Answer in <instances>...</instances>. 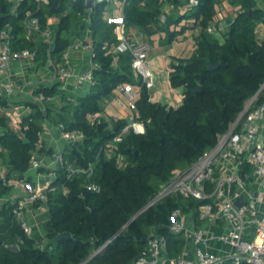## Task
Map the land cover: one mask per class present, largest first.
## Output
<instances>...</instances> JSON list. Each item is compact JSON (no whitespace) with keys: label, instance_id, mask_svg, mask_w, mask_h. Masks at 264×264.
<instances>
[{"label":"trees","instance_id":"trees-1","mask_svg":"<svg viewBox=\"0 0 264 264\" xmlns=\"http://www.w3.org/2000/svg\"><path fill=\"white\" fill-rule=\"evenodd\" d=\"M93 1L88 25L79 16L86 12V0H50L37 14L44 27L48 17L55 16L51 13L53 6L59 9L56 15L61 16L57 29L60 47L71 42L73 37L65 38V35L72 29L78 28L76 36L79 37L88 26L95 61L100 65L94 72L95 83L90 92L62 107L46 104L45 111L31 104L32 121L24 136L8 129L6 119L0 116V126L6 129L0 135V160L7 166L8 179L22 178L30 169L32 151L40 143L46 121L57 128L63 125L64 131L83 133L84 140L68 146L64 159L73 166L85 168L91 163L93 173L68 178L65 169L57 171L46 203L49 217L44 229L48 242L43 249L16 222L11 212L13 206L4 205L0 210V264H135L152 233L165 239L170 256L181 254L185 241L183 236L170 231L172 212L182 207L196 217L198 208L210 200L198 202L171 196L138 213L174 173L191 166L216 145L218 136L237 119L246 101L264 82V40L257 37V28L264 24V0H229L239 9L221 36L209 30L219 22L220 0H197L182 15L179 8L187 7L191 0H128L124 9L127 30L137 26L149 37L165 33L171 43L187 30L185 26L179 31L171 30L172 26L193 20L199 33L192 55L171 62V86L183 90V103L169 107L151 102L148 89L142 86L137 107L146 132L143 135L126 133L117 144L114 157L109 159L108 145L126 122L117 121L110 128L105 119L91 121L89 117L103 112L101 99L115 92L119 84L141 82L131 74L128 53L121 54L115 66L112 57L102 50L104 44L116 42V25L105 20L111 11L107 0ZM170 4L176 6L177 12L175 16L167 15V21L162 22L163 7ZM10 9L9 0H0V30L7 24L12 25L16 46L31 48L33 44L26 41L20 14L34 10V0H25L19 15H12ZM39 45L37 66L44 65L40 59L45 55V47ZM217 62L218 69L209 71L208 66ZM198 84L202 90L193 94ZM58 91L57 86H43L38 93L56 95ZM0 105H6L1 98ZM120 156L125 158L123 167L117 162ZM243 172L249 174L250 167L244 165ZM90 183L98 184L100 192L87 191ZM9 189L0 184V197ZM66 233L71 237L55 241L57 236ZM8 245H18L20 251L13 252Z\"/></svg>","mask_w":264,"mask_h":264},{"label":"built area","instance_id":"built-area-1","mask_svg":"<svg viewBox=\"0 0 264 264\" xmlns=\"http://www.w3.org/2000/svg\"><path fill=\"white\" fill-rule=\"evenodd\" d=\"M24 1L9 0L10 13L19 15V8ZM34 2V10L22 13L26 41L33 44L31 48L16 46L12 25L7 24L0 30V98L6 102V105H0V116L6 119L8 129L21 136H24L29 128L33 108L29 105L16 106L12 102L16 94L33 96V103L39 105L43 111L46 104L61 103V98L65 99V103L75 101L72 94L63 98L60 92L56 95L38 93L43 87L38 79L35 80L36 76H39L37 72V61L41 51L39 44L45 47L44 67L51 73L49 76L51 88L57 86L59 90H64L63 84L69 81H73L77 88L92 87L95 83L94 72L100 68L95 61L94 44L88 26L83 28L81 36L67 46L60 47L57 45L59 22L54 17H48L43 27L37 15L43 7L50 4V0ZM127 2L128 0H107L108 9H118L119 13L106 14L107 23L116 25V42L104 44L102 50L107 56L112 57L115 66L120 55L128 53L131 56L132 70L141 84L138 90L133 84H119L115 90L124 94L127 100L124 108L128 109L130 114L126 125L108 145L109 159L114 157L117 144L126 133L132 131L138 135L145 134L146 127L140 120L137 101L142 86L148 90L152 89L157 78L149 62L150 45L132 40L127 35L124 15ZM197 3V0H191L184 9L187 12ZM92 10L86 9L85 13H79L86 25L91 21ZM168 14L169 10L166 7L161 15L162 22L166 21ZM209 30L217 32L218 35L223 32L222 28L214 25ZM58 47L62 50L57 53L55 49ZM79 51L89 54L88 70L75 69V66L71 65L72 53ZM15 64L19 65L18 71L12 70ZM89 118L91 121L100 120L98 114ZM57 129L60 138L69 145L84 140L82 132L64 131L63 125ZM5 130L0 126V135ZM117 162L120 167L126 165L124 156L118 157ZM244 165L250 167V173H245V176L242 175ZM61 168L65 169L68 178L74 174L90 176L93 173V164L90 163L87 168L73 166L65 161L63 151L56 152L52 160L47 161L45 157L38 155L36 149L32 151L29 170H36L41 176L40 179L32 180L27 172L22 178L8 179L7 166L0 160V184L10 187L14 181L20 189V194L7 203L13 206L11 212L16 222L31 237L36 226L31 222L30 212L37 205H46L50 184ZM248 177H252L253 181L250 182ZM252 184L257 186H250ZM86 190L100 192L101 189L98 184L90 183ZM171 196H183L198 202L210 201L198 208L196 217L193 212L187 213L182 207L172 212L170 231L185 239L181 254L170 256L165 239L152 233L135 264H264V82L258 92L246 101L237 119L218 136L216 145L191 166L174 173L138 214ZM238 200L242 201L241 206L236 204ZM198 222H204L207 226L199 227ZM39 247L43 249L44 245Z\"/></svg>","mask_w":264,"mask_h":264},{"label":"crops","instance_id":"crops-1","mask_svg":"<svg viewBox=\"0 0 264 264\" xmlns=\"http://www.w3.org/2000/svg\"><path fill=\"white\" fill-rule=\"evenodd\" d=\"M221 3L218 6V17L220 16L219 22L217 23V25H214L217 28H222L224 31L227 26L234 20L236 13L233 15L232 17H228V12L227 14L225 13L224 15L221 13L222 10H228L229 7H231V9L235 10V12L238 11L239 8H235L233 7L229 0H220ZM168 8L169 10V14L168 16H175L177 10H176V6L173 4L170 5H166L163 7V9ZM237 10V11H236ZM115 14L117 15L119 13L118 9L113 8L111 11H109L107 14ZM180 13V11H179ZM181 15L183 13H180ZM167 16V17H168ZM54 19L57 22H60V19L57 18L56 16H54ZM167 21V19H166ZM165 21V22H166ZM194 22L193 20H189ZM186 22V20H185ZM185 22L182 21L181 24L179 26H185L187 28V30H185L184 34H179L178 36H180V38H178V36H176V38H174L173 42H168V38L166 37L165 33H159L156 34L154 36L149 37L148 35H146L145 33H142L140 31V39H137L135 37H133L131 35V29L128 30V37L132 40H135L137 42H144L147 43L148 40H152L155 43V48L156 50L162 51L163 49H166V52H161L159 55H156L154 58H150L149 55V62H150V66L151 68L155 71L156 75L159 76L158 74H166L167 76V84L169 85V89H167V91H163L160 90L158 87H153L155 88L154 91H152L151 89L148 90L149 91V96H150V101L151 102H157V103H161V104H166L169 107H178L183 103V90L180 88H173L171 86V82H170V72H171V62L173 59H186L189 58L192 53L194 52L196 46L193 48V46L195 45V38L196 36H198L199 33V29L196 26L195 30H190L189 27L187 25H185ZM195 23V22H194ZM59 25V23H58ZM262 25V24H261ZM179 26H172L171 30H175V31H179L180 27ZM194 26V25H193ZM260 26V25H259ZM197 32V33H196ZM194 34V35H192ZM189 37L191 39H189ZM65 38H70L69 36H67V34L65 35ZM76 37H73L72 40L76 39ZM178 38V39H177ZM71 39V38H70ZM71 40V41H72ZM68 45V44H67ZM66 45V46H67ZM64 47V46H62ZM188 52H191V55L186 56ZM57 61H59L58 57L56 56ZM41 62H44V59H40ZM88 61H89V54L86 52H74L72 53L71 56V65L75 66V69H83V70H88ZM39 60L37 61L38 64ZM45 63V62H44ZM44 65L41 66H37V72L39 74V76H36V79L39 84H41L42 86L45 87H50L51 83L49 81V76H50V72H47V68L44 67ZM13 71H18L19 70V65L15 64L12 67ZM158 72V74H157ZM49 74V75H48ZM64 90H59L58 93H61V96L64 98L66 97V95H70L72 94L74 99H78L82 96H85L86 94H88L91 90V87H82V88H77L75 86V83L73 81H69L65 84H63ZM135 88L138 90L140 88L139 84H135ZM82 91V94L81 92ZM34 95L37 96V94L34 93ZM112 97V101L109 102L108 106L106 107L105 110H103L102 113L98 114L99 118H103L104 117H108L109 119H113L115 120L114 122L117 121H121L124 120L127 123V117L130 114V111L128 109L124 108V103H126V98L124 96V94L119 93L118 91H115L111 94ZM141 97V93L139 95L140 99ZM12 102L16 105V106H20V107H26V106H31V104L33 103V96L25 94L24 96H21L19 94H16L13 99ZM62 103V102H61ZM60 103H57L56 105L58 106ZM32 107V106H31ZM110 112V115L108 114V112ZM109 115V116H108ZM106 121H108V119H105ZM109 122V121H108ZM49 125H46V124ZM60 135V132L58 131V129L56 127H54L52 124H50L49 121L45 122V129L44 132L41 134V139H40V143L37 147L38 150V155L41 157H45L47 159V161H51L53 158V155L58 152V151H63V153L65 152L66 148L68 146H70L68 143L66 145H63L60 140H62ZM58 138V139H56ZM41 173V172H40ZM44 172H42L43 174ZM27 175L32 179V180H39L40 179V175L38 172H36V170L31 169L29 171H27ZM20 194V189L18 188L17 184L12 181L11 185H10V189L7 191L6 194H4L2 197H0V210L3 208L4 205L7 204V202L11 201L12 199L16 198L17 195ZM31 222L34 224V226H36L34 228V235H32L41 245H46L48 242V238H44L42 240L37 239L36 235L40 234L43 235L39 228H40V224L44 225V222H46L44 220V217L48 216L49 217V211L46 205H37L35 206L31 212ZM47 217V219H48ZM207 225L203 222V223H199V227H206ZM45 230V229H44ZM184 239V237H182ZM185 241V239H184Z\"/></svg>","mask_w":264,"mask_h":264},{"label":"rangeland","instance_id":"rangeland-1","mask_svg":"<svg viewBox=\"0 0 264 264\" xmlns=\"http://www.w3.org/2000/svg\"><path fill=\"white\" fill-rule=\"evenodd\" d=\"M184 1H186V0H184ZM179 10H180V13H186V9H184V7H180L179 8ZM230 10V12H228V14H227V11H229ZM237 11V10H236ZM221 13L224 15L225 13L228 15V17H232V14L234 15L235 13H237V12H235V10H233V9H231V7H229L228 8V10H222L221 11ZM56 16V19L57 18H61V16L60 15H55ZM218 19H220V16L218 17ZM73 22L74 23H76V20L75 19H73ZM184 22H185V20H184ZM185 25H187L188 27H189V29L190 30H195L196 29V23H194V22H192V21H189V20H186V22H185ZM194 25V26H193ZM180 28L182 27V26H179ZM130 29H131V35L133 36V37H135V38H137V39H140L141 37H140V29L137 27V26H132V27H130ZM77 33H78V28H75V29H72L70 32H69V34H67V36H69V37H74V36H76L77 35ZM197 33V32H196ZM127 34H128V30H127ZM129 35V34H128ZM192 35H194V34H192ZM219 36H221V34L219 35ZM257 37H258V39L259 40H264V24H262V25H260L258 28H257ZM178 38H180V36H178ZM177 38V39H178ZM189 39H191L190 37H189ZM147 43L150 45V51H149V55H150V58H154L156 55H159L161 52H166V49H163L162 51H159V50H156V48H155V43L152 41V40H148L147 41ZM195 47V45L193 46V48ZM189 55H191V52H188L187 53V55L186 56H189ZM132 72H131V74H132V76L136 79V80H138V82L140 81L139 79H138V77H136V74L133 72V70H131ZM157 74H158V72H157ZM159 76H157V78H156V83H155V85H156V87L155 88H159L160 90H163V91H167V89H169V85L167 84V76H166V74H161V73H159L158 74ZM135 86V85H134ZM155 88H152L151 90L152 91H154V89ZM81 92V94H82V91H80ZM94 92L96 93L97 91L96 90H94ZM183 92V91H182ZM112 95H109V96H107V97H104V98H102L101 99V101H100V104H101V107H102V109L103 110H105L106 109V107L108 106V104H109V102H111L112 101ZM61 102L62 103H60L58 106L60 107H62V106H64L65 105V99H62L61 98ZM108 112V111H107ZM108 114L110 115V112H108ZM108 115V116H109ZM105 119H108V121H109V124H110V128H112L113 127V125H114V121L115 120H113V119H109L108 117H104ZM56 139H58V138H56ZM60 142L63 144V145H66L67 144V142L66 141H64V140H60ZM250 186H252V187H256L257 185H255V184H252V185H250ZM48 217V216H47ZM47 217L45 216L44 217V220L46 219L47 220ZM45 220V221H46ZM39 230H40V232L43 234V235H36V237H37V239H39V240H42V239H44V238H46L47 236H46V232H45V230H44V225H42V224H40V228H39ZM35 233V232H34ZM34 233H33V235H34Z\"/></svg>","mask_w":264,"mask_h":264},{"label":"water","instance_id":"water-1","mask_svg":"<svg viewBox=\"0 0 264 264\" xmlns=\"http://www.w3.org/2000/svg\"><path fill=\"white\" fill-rule=\"evenodd\" d=\"M93 7H94V1H93V0H86V9H87V10H90V9H93ZM58 11H59V9L56 8V5H54L53 8H52L51 13H52L53 15H56V14L58 13ZM20 17H22V14H20ZM61 50H62V49L58 47V48L55 49V52L58 53V52H60ZM219 65H220L219 62H217V63H215V64H211V65L208 66V70L211 71V72H212V71H215L216 69H218ZM203 81H204V78L202 79V82H203ZM201 90H202V86H201V84H198V85L194 88V90H193V94H197V93L201 92ZM115 131H117V129H116ZM78 144H79V143H76L75 145H78ZM129 152L131 153V150H130ZM242 175L245 176V173L243 172ZM248 180H249L250 182H252V181H253V178H252V177H248ZM236 204H237L238 206H241L243 203H242L241 200H238V201L236 202ZM70 237H71V234L66 233V234H63V235H59V236H57L55 241L58 242V241H60V240L68 239V238H70ZM7 248H8L9 250L13 251V252H16V253H18V252L20 251V248H19L18 245H8Z\"/></svg>","mask_w":264,"mask_h":264}]
</instances>
